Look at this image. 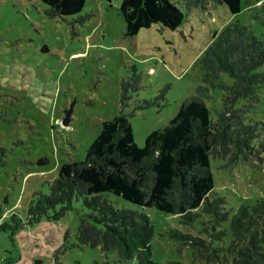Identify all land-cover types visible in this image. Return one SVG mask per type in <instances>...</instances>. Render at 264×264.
Returning a JSON list of instances; mask_svg holds the SVG:
<instances>
[{
  "label": "rangeland",
  "instance_id": "1",
  "mask_svg": "<svg viewBox=\"0 0 264 264\" xmlns=\"http://www.w3.org/2000/svg\"><path fill=\"white\" fill-rule=\"evenodd\" d=\"M174 1L187 12L181 26L171 30L153 24L130 37L120 8L122 0L111 4L87 1L79 15L53 18L47 16V5L41 0H0V147L7 150L6 165L0 167L2 221L11 223V215L17 213L25 223L34 194L49 192L60 166L85 159L102 122L113 119L121 109L123 78L133 84L124 112L136 144L142 147L151 132L176 116L186 98L197 94L204 76L201 57L222 30L241 23L264 38L257 18L264 16L261 2L242 0L241 11L233 14L224 4L188 11L182 0ZM87 13L94 15L84 25L77 24L73 35L70 22ZM221 81L232 84L226 74ZM225 93L220 86L211 89L206 103L213 117ZM244 102L238 100L236 106ZM69 110L70 122L63 125ZM248 120L264 121V86ZM226 163L213 159L211 170L214 189L228 198L229 207L264 198V160L251 157L235 165ZM110 198L118 209L144 210L150 216L155 262L203 261L170 235L171 229H178L208 241L209 234L201 233L198 224L187 226L172 214L142 209L113 194ZM73 207L59 219L42 217L25 224L13 236L10 230L0 231V264L117 260L116 251L106 255L100 247L77 239L80 218L87 210L78 201Z\"/></svg>",
  "mask_w": 264,
  "mask_h": 264
},
{
  "label": "trees",
  "instance_id": "2",
  "mask_svg": "<svg viewBox=\"0 0 264 264\" xmlns=\"http://www.w3.org/2000/svg\"><path fill=\"white\" fill-rule=\"evenodd\" d=\"M41 1L47 5V16L53 18L79 15L87 1L98 0ZM105 1L111 4L113 0ZM256 1L264 11V0ZM211 4H224L233 14L242 8V0H182L188 11L207 10ZM120 8L130 37L153 24L175 30L187 15L174 0H122ZM93 15H80L70 22L72 34L77 33V24L84 25ZM257 18L264 36V16ZM201 64L203 84L197 94L186 98L176 116L151 132L142 147L136 144L124 112L133 84L123 78L121 109L113 119L102 122L85 159L60 166L49 192L34 194L25 223L17 213L11 215V223L0 216V231L10 230L13 236L18 228L42 217L59 219L78 201L87 212L80 218L77 239L100 247L106 255L118 254L117 260L89 264H159L152 257L150 216L144 210L116 208L110 198L113 194L142 209L172 214L187 226L198 224L201 233L209 234L208 241L178 229H171L170 235L201 256L200 264H264V198L229 207L228 198L214 189L211 170L213 159L232 165L251 157L264 160V121L248 120L264 86V38L247 25H230L204 51ZM222 74L232 84L222 82ZM216 86L226 93L213 117L206 101ZM238 100L245 102L236 106ZM6 156L7 150L0 147V167L6 165ZM163 264L185 263L169 260Z\"/></svg>",
  "mask_w": 264,
  "mask_h": 264
},
{
  "label": "water",
  "instance_id": "3",
  "mask_svg": "<svg viewBox=\"0 0 264 264\" xmlns=\"http://www.w3.org/2000/svg\"><path fill=\"white\" fill-rule=\"evenodd\" d=\"M71 112H72V110L67 111L66 117L63 119V122H62L63 125H68L69 124L70 118H71ZM40 163H45V160L40 161Z\"/></svg>",
  "mask_w": 264,
  "mask_h": 264
}]
</instances>
